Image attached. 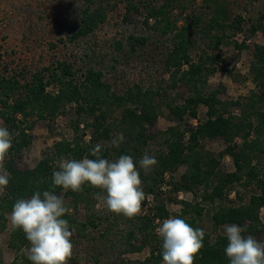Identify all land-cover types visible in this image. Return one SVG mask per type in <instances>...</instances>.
Instances as JSON below:
<instances>
[{
  "label": "trees",
  "instance_id": "1",
  "mask_svg": "<svg viewBox=\"0 0 264 264\" xmlns=\"http://www.w3.org/2000/svg\"><path fill=\"white\" fill-rule=\"evenodd\" d=\"M120 1L127 3V11L136 10L129 0H83L84 6L77 14L68 41L75 42L92 34ZM181 1L166 0L160 7L148 9L147 19L154 18L157 30L163 35L172 33V38H175L173 48L166 54L164 67L171 74V87L182 83L188 91L182 104H166L169 116L178 120L185 116L197 120V107L202 105L206 108L205 119L198 121L195 126L183 129L170 126L157 133L149 132L148 128L159 117L155 102L157 93L134 84L118 94L103 81V73L93 67H86L78 77L73 65L60 62L34 72L25 80L15 76L0 77V120L13 135V146L5 161L11 180L8 187L0 192V232L5 230L6 215L11 212L17 199H28L36 191L42 193L51 190L71 201L74 206L83 205L86 212L84 222L77 220L71 213L62 217L68 220L70 231L76 232L81 238L87 237L89 228L105 225L106 229L100 231L98 237L114 247L115 240L110 239L111 230L117 225L116 219L121 217L128 224V229L119 234L116 242L121 247L119 254L140 252L150 247L149 256L143 261L121 260L119 264H162L163 241L156 234V228L157 222L169 217L162 200V187L167 186L173 194H194L196 189L201 190L198 202L177 201L182 207L178 216L194 228L203 229L204 206H210V219L215 228L234 223L246 228L243 233L245 236L264 234V223L260 219V211L264 209V163H253L254 156L264 159V44L255 45V59L249 69L256 90L244 99L219 98L220 89L209 91L206 88L207 78L214 73L209 65H215L218 56L202 49L197 59H192L191 51L196 44L187 33L189 27H177V22L168 18L167 9L173 4H182ZM241 23L242 18L235 16L227 26L225 16L215 11L207 23V48L218 50L224 41L223 34L211 35L212 29L223 30L228 27L236 33L241 29ZM257 30H263L260 23L252 27L253 32ZM127 43L133 51L135 46L144 45L146 38L129 35ZM121 45V42H117L116 48L120 49ZM243 47L244 44L238 46L240 49ZM71 106L77 118L85 119H76L71 123L72 138L54 142L42 152L34 167L18 168L15 159L31 144L29 132L35 122L53 121ZM118 111L119 116L116 118ZM235 111H239L238 114ZM86 131L89 134L83 133ZM117 133H123L125 137L119 148L109 143ZM215 138H221L225 144L218 156L205 151L201 144L205 139ZM237 139H240V144L236 143ZM157 141H160L161 147L154 154L158 165L145 174L139 169L138 161L150 144ZM97 143L102 145V158L115 160L127 154L137 162L146 194L141 208L147 206L145 201L148 195L154 201L147 212L132 219L117 214L110 218L107 214L92 212L93 193H99V189L87 184L82 192H64L60 187L53 188L52 172L58 170L57 162L61 158L80 160L85 156L95 159L90 155V149ZM223 156L232 159L234 171H220ZM181 166L185 167V171L179 179L171 177L168 180L167 174L174 173ZM234 185L253 187L254 192L246 203L228 205L229 191ZM66 206L70 208L68 204ZM136 241L139 244H133ZM227 243L225 235L211 237L205 232L204 247L196 257L195 264H229L224 253ZM7 246L14 253L10 264H32L25 254L29 242L22 230L12 228ZM95 261L98 262V258ZM0 264H4L1 259Z\"/></svg>",
  "mask_w": 264,
  "mask_h": 264
},
{
  "label": "rangeland",
  "instance_id": "2",
  "mask_svg": "<svg viewBox=\"0 0 264 264\" xmlns=\"http://www.w3.org/2000/svg\"><path fill=\"white\" fill-rule=\"evenodd\" d=\"M116 0H114L115 2ZM136 10L127 11L125 2H117L115 8L109 11L104 23L99 25L89 36L75 42H69L68 36L74 27L77 14L84 6L83 0H0V77L15 76L20 80L29 78L34 72L45 67L55 66L65 62L73 65L77 76L82 74L86 67H93L103 73V81L112 91L121 94L127 88L137 84L143 89H151L157 93L155 102L159 117L149 132L157 133L170 126L183 129L195 126L198 121L205 119L206 108L197 107V120L185 116L182 120L170 117L166 104H182L188 96L187 88L182 83L171 87V74L164 67L166 54L173 48L175 38L172 33L163 35L155 28V19H147V10L160 7L166 0H129ZM182 4H173L167 9L168 18L177 22V27L188 26V35L194 40L196 47L191 51V58L196 60L202 49L208 54L218 56L215 65L209 68L214 73L207 78L206 88L220 89L219 98L223 100L244 99L250 92L256 90L250 74V64L254 61L255 45L264 44V0H182ZM225 16L226 24H230L235 16L242 18L241 29L234 33L230 28L223 30L212 29L211 35H224V41L218 50L207 48V23L215 11ZM199 18V21L196 19ZM260 23L263 30L252 31L253 26ZM133 35L146 38L144 45L135 46L132 51L127 43V37ZM121 42V48L116 43ZM244 44L243 48H238ZM50 90H53L52 88ZM239 111H235L238 114ZM119 116V111L115 117ZM73 106L56 117L53 121L38 120L35 122L31 134V144L25 148L15 163L20 169H30L40 160L41 154L59 140L72 138L71 123L76 120ZM85 119H80L83 121ZM0 126H4L0 120ZM89 131L83 132L89 134ZM87 139V136L86 138ZM240 144V139L236 140ZM205 151L218 156L225 144L221 138L205 139L201 142ZM160 141L151 143L148 147L150 155L160 150ZM253 163L264 159L253 157ZM235 168L229 156H223L220 164L222 173L232 172ZM185 167H179L174 173L167 174L168 180H178L184 173ZM170 176V177H169ZM254 192L252 186L243 188L234 185L229 191L228 205L246 203ZM99 193L104 195L102 190ZM162 200L170 216H178L181 212L179 200L194 203L199 201L201 190L195 193L179 192L173 194L170 187L162 190ZM233 193V194H232ZM231 196V197H230ZM64 198V197H63ZM70 206L71 214L80 222L86 219V212L81 204ZM146 207L141 208L139 215L147 212L154 204L150 195L146 197ZM92 212L107 214L108 217L116 215L108 212L101 201L93 198ZM210 206H204L201 226L211 237L216 234L224 235L223 226L214 227L210 219ZM168 217V218H169ZM6 228L0 232V259L4 264H10L14 253L8 248L7 242L12 226L6 215ZM260 219L264 223V209L260 211ZM165 220V219H164ZM117 225L111 230L110 239L115 240L112 247L108 241L100 239V231L106 229L105 225L99 228H89L87 237L81 238L72 231L71 241L74 245L73 255L68 264H119L121 260L135 262L143 261L149 256L150 247L140 252H127L119 254V234L128 229L123 218L116 219ZM158 226L162 221L157 222ZM157 234V233H156ZM264 241V234L253 236ZM95 238V239H93ZM137 245L139 242H133ZM25 254L28 257V248ZM98 258V262L95 261Z\"/></svg>",
  "mask_w": 264,
  "mask_h": 264
},
{
  "label": "clouds",
  "instance_id": "3",
  "mask_svg": "<svg viewBox=\"0 0 264 264\" xmlns=\"http://www.w3.org/2000/svg\"><path fill=\"white\" fill-rule=\"evenodd\" d=\"M125 141L123 133H117L110 145L119 148ZM13 135L7 127L0 126V192L9 185L11 174L5 161L13 146ZM102 145L97 143L90 155L83 159L61 158L58 170L52 172V186L64 192H82L84 185L102 190L104 195L93 193L103 207L125 218H135L141 212L145 192L139 169L150 173L158 160L145 150L137 162L130 155H120L115 160L102 158ZM62 195L51 190L36 191L30 198L17 199L8 214L13 229L22 230L30 244L28 259L32 264H68L73 255L72 231L68 220L70 214ZM227 238L224 253L229 264H264V241L251 235L245 236L246 228L237 224L223 226ZM162 238V264H195V259L204 247L205 231L194 228L179 216H170L156 228Z\"/></svg>",
  "mask_w": 264,
  "mask_h": 264
},
{
  "label": "built area",
  "instance_id": "4",
  "mask_svg": "<svg viewBox=\"0 0 264 264\" xmlns=\"http://www.w3.org/2000/svg\"><path fill=\"white\" fill-rule=\"evenodd\" d=\"M166 189H168V187L167 186H163L162 187V190L164 191V190H166ZM233 194V193H232ZM231 197V196H230Z\"/></svg>",
  "mask_w": 264,
  "mask_h": 264
},
{
  "label": "crops",
  "instance_id": "5",
  "mask_svg": "<svg viewBox=\"0 0 264 264\" xmlns=\"http://www.w3.org/2000/svg\"><path fill=\"white\" fill-rule=\"evenodd\" d=\"M226 225V224H225ZM223 226V225H222Z\"/></svg>",
  "mask_w": 264,
  "mask_h": 264
}]
</instances>
